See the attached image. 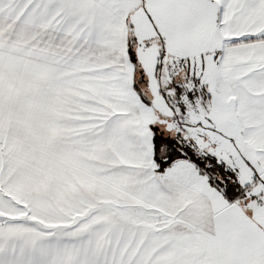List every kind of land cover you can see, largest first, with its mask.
Returning a JSON list of instances; mask_svg holds the SVG:
<instances>
[{
  "label": "snow or ice",
  "instance_id": "snow-or-ice-1",
  "mask_svg": "<svg viewBox=\"0 0 264 264\" xmlns=\"http://www.w3.org/2000/svg\"><path fill=\"white\" fill-rule=\"evenodd\" d=\"M0 264H264V0H0Z\"/></svg>",
  "mask_w": 264,
  "mask_h": 264
}]
</instances>
